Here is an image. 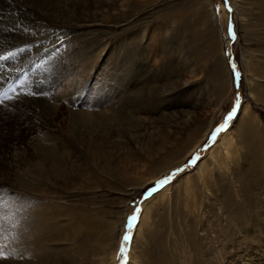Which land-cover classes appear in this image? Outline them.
<instances>
[{"label":"rangeland","instance_id":"1","mask_svg":"<svg viewBox=\"0 0 264 264\" xmlns=\"http://www.w3.org/2000/svg\"><path fill=\"white\" fill-rule=\"evenodd\" d=\"M210 2L32 0L16 60L40 104L0 159V264H264V1ZM241 109L260 150L210 167Z\"/></svg>","mask_w":264,"mask_h":264},{"label":"bare ground","instance_id":"2","mask_svg":"<svg viewBox=\"0 0 264 264\" xmlns=\"http://www.w3.org/2000/svg\"><path fill=\"white\" fill-rule=\"evenodd\" d=\"M200 1V0H199ZM240 2L242 0H239ZM247 1V0H246ZM251 1V0H250ZM264 0H257V5L258 8L262 7V2ZM36 2L37 1H33ZM42 2V1H41ZM244 2V1H243ZM256 2V1H255ZM40 3V2H37ZM248 3V2H247ZM253 3V2H252ZM43 4V3H42ZM239 4V3H237ZM38 5V4H37ZM250 5V4H249ZM208 8H210V12L212 13L213 16V11H212V4L210 2V0H207V5ZM242 7V6H241ZM249 7V6H247ZM257 7L255 6V9ZM259 8V10H260ZM263 8V7H262ZM250 9V8H249ZM209 12V11H208ZM263 12V11H261ZM258 13V12H257ZM261 14V13H260ZM259 14V15H260ZM264 14V12L262 13ZM177 17H174V19L176 18V20L180 19V14L177 13ZM28 16L33 18L35 16H40V17H44V12L40 9L37 8L36 6L33 5L32 0H0V57H3L4 59H0V105H1V112H0V159L3 157V155H5V148H6V144L12 142V140H17L20 136H21V132H20V126L23 129V126L26 122H28L27 118L29 116L28 114V109L29 106L31 105H35L36 101L33 98H29L28 94H27V88L24 89V86L22 87L23 84H25L26 82V78H24L23 72L19 69L20 66V61L18 62L17 59V55L18 52H21V43H28L29 37L27 36L28 29H29V18ZM245 16V15H244ZM261 16V15H260ZM263 17V16H261ZM184 18V17H182ZM245 18V17H243ZM264 18V17H263ZM262 19V18H261ZM260 19V20H261ZM244 20V19H243ZM259 20V19H258ZM259 20V21H260ZM248 21V20H247ZM216 22V21H215ZM249 22V21H248ZM249 24V23H247ZM73 25V24H72ZM74 26V25H73ZM77 26V25H76ZM219 26V25H218ZM36 27V26H35ZM34 27V28H35ZM220 27V26H219ZM221 29V28H220ZM219 29V32L221 31ZM30 31V30H29ZM38 31V30H37ZM36 31V32H37ZM35 32V31H33ZM21 34H23L24 36L22 37ZM45 36V34L43 35ZM42 37V36H41ZM36 38V37H35ZM39 38V37H38ZM35 42V41H34ZM24 43V44H25ZM37 45V44H36ZM27 47V46H26ZM25 47V48H26ZM36 48V47H35ZM29 49V48H27ZM43 49V48H41ZM37 50V49H36ZM40 50V49H39ZM38 50V51H39ZM33 51V50H32ZM25 53V52H24ZM30 53V52H29ZM22 55V53H21ZM42 56V55H41ZM29 57V56H28ZM41 58V57H40ZM29 59V58H28ZM21 60V59H20ZM35 63V62H34ZM30 65V64H29ZM23 67V65H22ZM21 67V68H22ZM25 68V67H24ZM23 68V69H24ZM35 70V69H34ZM251 70V69H250ZM248 71V70H247ZM229 72V71H228ZM227 72V73H228ZM54 74V73H53ZM59 76V72H57L56 74H54L53 77H55V80L58 78ZM27 77V76H25ZM28 82V81H27ZM36 83L40 84V80H37ZM15 87L16 90H15ZM256 91V90H255ZM6 94V95H5ZM34 94V93H33ZM21 95V96H18ZM31 96V95H30ZM6 97V98H5ZM1 98H4L1 100ZM23 101H22V99ZM36 98V97H35ZM37 98L38 95H37ZM36 98V99H37ZM41 98V97H40ZM40 104V103H38ZM36 104V105H38ZM42 107L44 106L41 105ZM36 107V106H35ZM39 107V105L37 106V108ZM48 107V106H47ZM45 107V113L47 112L46 115H49L51 120H53L55 118V114H56V107H55V111H53V109L51 108H47ZM35 109V108H34ZM44 109V108H43ZM59 109V107H58ZM37 110V109H36ZM52 110V112H51ZM39 111V110H38ZM43 111V110H42ZM32 112V111H30ZM245 112H243V109H241L240 113L237 115V117L235 118L234 121V125L233 128L230 129L231 132L229 131V133H226L222 139H221V143L219 145V147L213 151L211 153V157L209 162L208 160L205 164H210L211 166L214 168L216 164V162L218 161V165L220 162L223 161H228V162H232V164H239L241 155H242V151L241 149L245 150L246 152H250V150L252 149L255 153H257L260 150V145H261V140H260V127L257 124L256 118L254 116L253 113H250L246 116ZM33 114L35 112H32ZM57 115V114H56ZM40 116V115H39ZM35 117V116H34ZM33 118V117H32ZM19 119V120H18ZM30 119V118H28ZM33 121V120H32ZM38 121V120H37ZM30 122V120H29ZM18 123L19 126H18ZM39 124V122H38ZM47 124V123H46ZM41 125V124H39ZM28 126V125H27ZM46 126V125H45ZM48 126V125H47ZM33 128V127H32ZM35 129V128H34ZM31 131V130H30ZM33 131V130H32ZM235 132V134L233 133ZM233 133V135H232ZM24 135V134H22ZM236 135V136H235ZM44 136V135H43ZM26 137V136H25ZM25 137H22L25 139ZM234 137H237V139H233ZM23 139V140H24ZM262 139V137H261ZM22 142V141H21ZM12 145V144H11ZM263 145V144H262ZM27 147V146H26ZM7 149V148H6ZM263 150V149H262ZM8 151V150H7ZM6 151V153H7ZM225 152V154L223 153ZM43 153V152H42ZM233 153V154H232ZM235 153V154H234ZM235 155L233 158H230L232 156L230 155ZM264 154V153H263ZM216 158V162L213 158ZM261 157V156H259ZM219 158V160H222L219 162V160L217 159ZM251 158V157H250ZM257 159H261L258 158ZM263 159V158H262ZM261 159V160H262ZM2 160V159H1ZM205 160V159H204ZM42 161V160H41ZM40 161V162H41ZM46 161V160H44ZM243 161V160H242ZM204 162V161H203ZM203 162H201L200 166L203 164ZM258 162V161H257ZM46 163V162H45ZM241 163V162H240ZM8 164V163H7ZM256 164V162H255ZM4 165V164H2ZM221 165V164H220ZM260 165V162H259ZM41 166V165H40ZM43 166V164H42ZM41 166V168H42ZM199 166V167H200ZM204 165H202L203 167ZM210 166V165H209ZM210 166V167H211ZM258 165H256L257 167ZM3 167V166H2ZM206 169V165L204 166ZM235 167V166H234ZM243 167V165L241 166ZM247 166H245L246 168ZM255 167V168H256ZM259 167V166H258ZM257 167V168H258ZM204 168V169H205ZM212 168V169H213ZM251 168V167H250ZM5 169V168H4ZM8 169V168H6ZM10 169V168H9ZM8 169V170H9ZM38 169V168H37ZM211 169V168H210ZM216 169V168H215ZM235 169V168H233ZM253 169V168H252ZM199 170V169H198ZM208 170V169H207ZM40 171V169H39ZM200 171V170H199ZM204 171V170H203ZM206 171V170H205ZM214 171V170H211ZM216 171V170H215ZM236 171V170H235ZM239 171V170H238ZM237 171V173H238ZM249 171V170H248ZM253 171V170H251ZM251 171H250V175H251ZM5 172V170H4ZM3 172V173H4ZM23 172V171H22ZM21 172V173H22ZM198 172V171H196ZM207 172V171H206ZM209 172V171H208ZM242 172V171H241ZM6 173V172H5ZM205 173V172H204ZM213 172H210V174ZM246 176L247 173L246 172ZM214 174V173H213ZM242 174V173H241ZM253 174V172H252ZM1 172H0V176H1ZM7 175V174H6ZM16 175V174H15ZM23 175V174H22ZM21 175V176H22ZM249 175V176H250ZM5 176V175H4ZM10 176V175H9ZM13 176V175H12ZM25 176V175H23ZM31 176V175H30ZM214 176V175H213ZM245 176V175H244ZM252 176V175H251ZM3 177V176H1ZM202 177V176H200ZM240 177V176H239ZM5 178V177H4ZM7 178V177H6ZM5 178V179H6ZM12 178V177H11ZM33 178V177H32ZM40 178V177H39ZM243 178V177H242ZM245 178V177H244ZM4 179V180H5ZM9 179V178H8ZM197 179V178H196ZM2 180V181H4ZM25 180V179H24ZM33 180V179H30ZM37 180V179H36ZM13 181V180H11ZM201 181V180H200ZM198 181V183L200 182ZM207 181V180H206ZM212 181V179H211ZM25 182V181H23ZM27 182V181H26ZM209 182V181H207ZM195 183V181H194ZM12 184V183H11ZM19 184V183H18ZM23 184V183H22ZM29 184H32L29 183ZM20 185V184H19ZM18 185V186H19ZM28 185V184H27ZM35 185V184H34ZM33 185V186H34ZM15 186V184H14ZM17 186V187H18ZM25 186V183H24ZM32 186V187H33ZM209 186V185H208ZM21 188V187H20ZM25 188V187H23ZM28 188V187H27ZM26 188V189H27ZM170 189V188H169ZM162 195V194H161ZM37 207V206H36ZM16 210V209H15ZM28 210V208H27ZM30 210V209H29ZM27 213V212H25ZM88 215V213H86ZM26 215V214H25ZM27 217V216H26ZM78 218V217H77ZM30 220V219H29ZM58 220V219H57ZM70 221V220H69ZM83 221V220H82ZM85 221V220H84ZM83 221V222H84ZM87 221V219H86ZM89 221V220H88ZM95 223V222H94ZM87 224V223H86ZM99 224V223H98ZM82 225V224H81ZM90 225V224H89ZM96 225V224H93ZM80 226V225H79ZM86 226V225H85ZM102 226V225H101ZM100 226V227H101ZM32 227V226H31ZM29 228V227H28ZM85 228V227H84ZM60 229V228H59ZM32 231V230H31ZM89 231V230H88ZM139 231V230H138ZM90 232V231H89ZM59 233V232H58ZM68 233V232H67ZM78 233V232H77ZM33 234V233H31ZM84 235V234H83ZM92 234V237H94ZM72 238V237H71ZM84 238L87 239L86 236H84ZM84 238H82L81 240H83ZM96 238V237H94ZM32 239V238H31ZM23 240V239H22ZM26 240V239H25ZM71 240V239H70ZM74 240V239H73ZM16 241V240H15ZM28 241V240H27ZM83 241H86L85 239ZM82 241V242H83ZM73 242V241H72ZM81 242V241H80ZM37 243V242H36ZM25 244H27L25 242ZM69 244V243H67ZM73 244V243H72ZM32 245V244H31ZM68 246V245H67ZM27 247V246H26ZM55 247V246H54ZM60 247V246H58ZM85 247V246H84ZM83 247V248H84ZM21 248V247H20ZM57 248V247H56ZM82 248V247H81ZM82 248V249H83ZM56 251L58 250L55 249ZM85 251V249H83ZM103 250V249H102ZM78 251V250H77ZM87 251V248H86ZM103 252V251H102ZM42 253V252H41ZM49 253V252H48ZM140 253V251H139ZM52 254V253H51ZM86 255V254H85ZM139 255V254H138ZM137 255V256H138ZM134 256V255H133ZM73 258V257H72ZM32 259V258H31ZM33 262V260H32ZM40 262H42L40 260ZM31 262L29 261V264ZM34 263V262H33ZM38 263V262H37ZM26 264V263H25Z\"/></svg>","mask_w":264,"mask_h":264},{"label":"snow or ice","instance_id":"3","mask_svg":"<svg viewBox=\"0 0 264 264\" xmlns=\"http://www.w3.org/2000/svg\"><path fill=\"white\" fill-rule=\"evenodd\" d=\"M225 4L228 6V12H229V14H231L232 8L230 6L229 0H225ZM217 11H219V6H217ZM229 35L232 36L233 39L235 38V33H234V30L232 28L231 23L229 25ZM0 59H4V58L3 57H0ZM237 101H239V97H237ZM235 110H236V106H234L233 110L231 112H229V114L227 115V117L225 119V122L222 123V124H220L218 126V130L222 131V130L226 129L227 122L233 118V114H234ZM197 159H198V157H197ZM181 171H183V169L178 168V169H176V172L172 174V176H167V177H165V179L159 181L158 183H159L160 187L162 188V187L166 186L168 183H170L171 180L173 179V177L175 176V174L176 173H179ZM159 190L160 189L157 188V187H153V188L148 189V191L146 192V195H145L144 199H147V198L151 197L155 192H157ZM141 211H142V209H140L137 206L136 207V211L129 217V225L131 224L132 221H136L138 219L139 214H140ZM2 231H3V224L0 223V233H2ZM131 238H132L131 237V234L130 233H126L124 235V237H123V240L125 242H128ZM121 251L124 252L125 249L122 248ZM4 258L5 257L3 256V253H0V259H4ZM124 264H127V261L126 260L124 261Z\"/></svg>","mask_w":264,"mask_h":264}]
</instances>
